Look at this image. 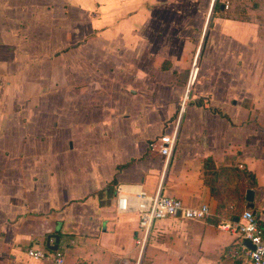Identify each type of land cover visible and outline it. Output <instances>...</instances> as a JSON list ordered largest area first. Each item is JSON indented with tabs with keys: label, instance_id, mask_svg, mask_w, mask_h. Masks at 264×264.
<instances>
[{
	"label": "crops",
	"instance_id": "obj_1",
	"mask_svg": "<svg viewBox=\"0 0 264 264\" xmlns=\"http://www.w3.org/2000/svg\"><path fill=\"white\" fill-rule=\"evenodd\" d=\"M118 191L209 215L156 221L140 257ZM238 198L264 228V0H0V264H53L26 255L49 235L64 264H242Z\"/></svg>",
	"mask_w": 264,
	"mask_h": 264
},
{
	"label": "built area",
	"instance_id": "obj_2",
	"mask_svg": "<svg viewBox=\"0 0 264 264\" xmlns=\"http://www.w3.org/2000/svg\"><path fill=\"white\" fill-rule=\"evenodd\" d=\"M225 7H227L225 5ZM196 63V62H195ZM194 63V65H195ZM183 103L178 111V122L183 111ZM177 144V126L171 134H162L150 141L148 148L158 153L165 160H169ZM117 213L134 211L138 218V239L136 245L139 248L140 257L147 245L152 227L158 220L166 218H180L186 221H205L209 215L206 205L198 208H190L180 200L164 195L156 194L147 196L144 193L136 195L133 206L131 198L117 192ZM235 235L236 243L229 248L226 255L232 259H240L242 264H264V228L259 224L258 218L252 210L245 209L237 222L227 225ZM249 242L253 249L248 248L245 243ZM26 255L35 260H51L53 264H64L63 251L47 252L29 248ZM51 257V258H50Z\"/></svg>",
	"mask_w": 264,
	"mask_h": 264
},
{
	"label": "rangeland",
	"instance_id": "obj_3",
	"mask_svg": "<svg viewBox=\"0 0 264 264\" xmlns=\"http://www.w3.org/2000/svg\"><path fill=\"white\" fill-rule=\"evenodd\" d=\"M45 112V111H43ZM49 110L46 111V115L49 114ZM49 118V117H46ZM112 134H120L123 132V129H121L120 127H116V126H112L109 130ZM99 131L97 129H95V134H97ZM49 144L48 143V148H49ZM73 144V148L82 152H87V151H91V150H99L101 151L102 149L106 148L107 145H103L102 141H89V142H75L72 143ZM62 148L64 150H67L68 148H70V143H66V142H61ZM16 148H20L19 145H16ZM28 150H33L38 149L36 143H30L28 147H25ZM23 148V149H25ZM51 148V147H50ZM239 186V185H238Z\"/></svg>",
	"mask_w": 264,
	"mask_h": 264
},
{
	"label": "water",
	"instance_id": "obj_4",
	"mask_svg": "<svg viewBox=\"0 0 264 264\" xmlns=\"http://www.w3.org/2000/svg\"><path fill=\"white\" fill-rule=\"evenodd\" d=\"M244 200L246 204L251 208L253 206V201H254V191L252 189H248L245 192V197ZM234 222H237V218L233 219ZM54 239V244H51V241ZM58 243H59V238L57 235H49L46 239V247L50 252H56L58 250ZM245 245L253 249V246L249 243L246 242Z\"/></svg>",
	"mask_w": 264,
	"mask_h": 264
},
{
	"label": "trees",
	"instance_id": "obj_5",
	"mask_svg": "<svg viewBox=\"0 0 264 264\" xmlns=\"http://www.w3.org/2000/svg\"><path fill=\"white\" fill-rule=\"evenodd\" d=\"M219 3H217V1H216V3L214 4V10H216V9H218L219 8ZM197 105H199V106H202V107H204V108H207V105L205 104V102L203 101V100H199L198 102H197ZM212 112H214V113H218L215 109H210ZM221 115V114H220ZM206 163V165H209L208 163H209V160L208 161H206L205 162ZM241 188V185L239 184V189ZM213 189H214V187H213V185H212V192H213ZM240 203H241V200L238 198V201H237V206H236V209H235V211L233 212V214H232V219L233 218H238L239 217V215H238V210L240 209Z\"/></svg>",
	"mask_w": 264,
	"mask_h": 264
}]
</instances>
